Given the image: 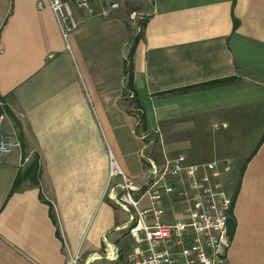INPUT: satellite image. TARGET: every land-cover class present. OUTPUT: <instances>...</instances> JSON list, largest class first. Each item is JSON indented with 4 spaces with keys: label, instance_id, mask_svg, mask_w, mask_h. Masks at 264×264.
Segmentation results:
<instances>
[{
    "label": "crops",
    "instance_id": "crops-1",
    "mask_svg": "<svg viewBox=\"0 0 264 264\" xmlns=\"http://www.w3.org/2000/svg\"><path fill=\"white\" fill-rule=\"evenodd\" d=\"M64 1L80 22L66 35L49 0H0V94L12 111L0 137L17 135L23 145L0 155V264H71L79 250L84 264L107 244L119 258L91 264H127L134 238L123 226L129 213L108 194L122 182L111 177L112 156L146 186L147 158L164 164L176 157L171 147L188 150L195 132L264 131V0H150L138 41L141 26L132 30L120 6L102 16L100 6L88 14L77 0ZM32 150L39 184L26 180L10 193ZM232 177L225 183L233 197L229 234L235 219L228 264H264V139L236 196ZM181 202L165 197L169 219L181 217Z\"/></svg>",
    "mask_w": 264,
    "mask_h": 264
},
{
    "label": "built area",
    "instance_id": "built-area-1",
    "mask_svg": "<svg viewBox=\"0 0 264 264\" xmlns=\"http://www.w3.org/2000/svg\"><path fill=\"white\" fill-rule=\"evenodd\" d=\"M78 6L93 14L94 6H100L99 15L107 16L120 3L105 0H77ZM66 35L80 26L72 17V8L64 0H49ZM66 19L70 23L66 24ZM5 114L0 112V129ZM15 148H21V141L10 135L0 137V155ZM184 156L167 159L160 165L153 157L147 158L146 186L136 184L111 157V177L120 174L121 190L112 187L108 194L129 213L126 228L134 238V245L128 254L127 264H228L230 246L229 219L233 197L225 183L233 165L211 160L185 164ZM167 174L178 177L177 182L164 180ZM180 181V183H179ZM135 193L138 196H135ZM177 196L181 217L169 219L164 204L165 197ZM145 199L149 204L143 203ZM112 246V245H111ZM107 244L106 253L90 254L84 264L102 256L118 259L119 249ZM81 251L71 257V264H81Z\"/></svg>",
    "mask_w": 264,
    "mask_h": 264
},
{
    "label": "rangeland",
    "instance_id": "rangeland-1",
    "mask_svg": "<svg viewBox=\"0 0 264 264\" xmlns=\"http://www.w3.org/2000/svg\"><path fill=\"white\" fill-rule=\"evenodd\" d=\"M119 3L120 7L118 9L120 10L125 20L129 23L132 30H137L140 26H142V23L147 18L148 13L151 12L150 0H119ZM132 42H134V39L132 40ZM5 103L6 102L0 100V112L5 114L3 121L5 120L8 114V111L4 107ZM262 132V130L258 131V129H254L253 126L247 128L246 125H242L241 127L239 126V129H231L228 127L227 129H220L215 131L211 129L203 131L201 130L195 132L193 134V137H191L192 140H190L193 143L190 144L188 148H186L188 150H184L183 148L178 146H173L171 147V149L174 150L171 151L172 153L170 155L176 157L184 156V159L185 157H188V161L192 163L208 161L214 158L225 159L224 162H227L228 159H232L233 165L231 171L234 174L236 171L239 170L241 166H243L246 159L255 150L257 146L256 144L260 141ZM10 136L19 138V136L17 135ZM174 138H177V136H175ZM171 141L175 142V140L172 139ZM159 148L160 146L158 144L157 146H154L153 150L155 151L152 152L154 153V157L158 158L160 156L159 153L161 150ZM182 152L185 154H183ZM29 154L30 157H28L27 155L24 156V162L26 159L29 158V162H31V160L36 156L37 152L35 150H32L31 152H29ZM229 180L230 179H226L225 181L228 182ZM234 180L235 178L232 177L231 181L233 183L231 185L229 184L230 189H234ZM135 196H138V194L135 193ZM121 215L122 218H124L125 214L123 211L121 212ZM128 233L126 232L125 234L128 235ZM125 260H127L126 255Z\"/></svg>",
    "mask_w": 264,
    "mask_h": 264
},
{
    "label": "trees",
    "instance_id": "trees-1",
    "mask_svg": "<svg viewBox=\"0 0 264 264\" xmlns=\"http://www.w3.org/2000/svg\"><path fill=\"white\" fill-rule=\"evenodd\" d=\"M148 18L145 19V21L142 23L141 26V30L139 32V34L136 37V41L139 40L140 36L143 35V30L145 25L147 24ZM238 24L237 19H235V26ZM134 48V47H133ZM131 78L130 81L128 82V87L129 88H133V83H132V73H131ZM236 77H227V78H221V79H216V80H212V81H207V82H203V83H199V84H195V85H191V86H187L185 87V89H193V88H200V87H206V86H211V85H216V84H223L229 81L234 80ZM0 100L5 102V98L0 94ZM4 107L6 108V110L11 113V109L8 105H4ZM264 139V131L263 134L261 136L260 141L258 142L255 150L250 154V156L246 159L245 163L243 164V166H241L239 168L238 171L235 172V181H236V188L234 191V196L237 195V189H238V185H239V181H240V177L243 174V171L245 169V166L247 164V161L249 160V158L256 152V149L258 148V146L260 145V143L262 142V140ZM21 140V139H20ZM22 140H21V147H22ZM26 155V153H24V156ZM40 174H41V162H40V156L38 155V153L36 154V156L31 160V162H29L24 168H20L19 172L17 174V177L12 185L11 191L10 193H13L15 190H17L23 181L26 180H30L32 183L34 184H39V180H40ZM43 197V196H42ZM44 198V197H43ZM51 215L53 216L54 220L55 218V212L53 207L51 206ZM233 218V217H232ZM231 218L232 221V227L230 229V234L233 233V230L235 228V219Z\"/></svg>",
    "mask_w": 264,
    "mask_h": 264
}]
</instances>
